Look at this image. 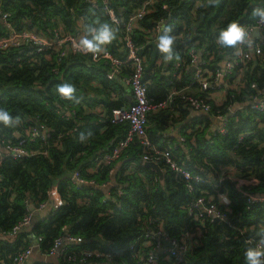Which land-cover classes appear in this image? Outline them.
Instances as JSON below:
<instances>
[{
    "label": "trees",
    "instance_id": "trees-1",
    "mask_svg": "<svg viewBox=\"0 0 264 264\" xmlns=\"http://www.w3.org/2000/svg\"><path fill=\"white\" fill-rule=\"evenodd\" d=\"M109 1L120 20L119 27L101 5L92 7L84 0H1L3 9L12 13L18 27H36L49 32L62 24L63 29L75 33L76 19L86 33L88 26L99 29L100 25L108 24L115 39L103 46L113 55L124 58L122 24L144 0ZM164 4L167 10L162 8ZM257 8L264 9V0H217L215 4H209L208 0H157L140 22L143 30L133 31L132 38L142 46L141 54L146 60L144 82L152 104L166 101L172 88L182 92L166 107L157 108L158 112H149L147 133L157 148H170L179 166L194 176L210 180L192 181L193 191L188 190L182 175L172 169L165 158L145 155L137 138L115 162L101 165L95 173L88 172L93 167V157L111 151L129 130L127 122L113 124L109 121L112 109L127 104L122 94L112 99V94L122 89L117 79L108 75L111 70L108 63L93 62L91 57L80 53L69 55L60 67V74L55 76L46 62L38 67L24 59L19 49L0 51V107L13 118L12 126L0 123V138H15V131L36 122L44 123L51 131L48 144L32 145L46 154L21 159L6 157L0 163V232L11 229L24 216L25 200L36 208L44 201L54 203L45 217L36 215L30 227L12 237L0 235V264H14L12 255L33 243L34 238H41V250L48 252L64 227L70 235L83 239L70 248L112 252L118 264H139L132 257L130 245L159 227L179 239L189 234L185 264H251L245 257L246 252L253 251L247 240L262 238L264 203L247 209L244 194H264V112L245 106L254 92L249 83L264 85V56L244 68L247 84L239 92H228L225 103L245 106L229 118L226 135L209 130L212 113L199 114L191 120L192 125L199 123L205 127L188 128L190 133L184 130V147L170 146L162 131L173 120L172 110L165 109L175 106L186 113L183 105L191 108L181 95L205 98L212 92L210 89L201 91L200 85L193 82L188 68L190 51L201 52L202 59L215 71L219 63L232 58L235 51L216 43L219 31L230 22H237L241 27L253 23L258 17L254 18L252 12ZM161 18L163 26H170V35L175 37L173 58L167 62L158 48L154 58L150 43L153 29ZM160 35L164 32L157 36ZM176 61L182 63L179 74L164 75L173 69ZM63 83L75 87L73 99L57 93V85ZM186 85L197 87V91L180 89ZM100 104L106 107L103 120L97 112L85 113V106L96 108ZM64 109L70 114L61 113ZM260 122H263L262 127H259ZM246 132L250 135L239 143L240 136ZM144 159L160 165L164 171L163 184L155 171L144 166ZM225 166H234L237 170L232 175L222 174ZM112 168L115 173L111 177ZM75 170H79L82 179L94 180L96 184L75 183L71 178ZM107 180L110 184L101 186ZM218 191L226 193L230 199L226 212L229 223L209 219L200 222L189 216L188 207L196 197L213 195L218 202Z\"/></svg>",
    "mask_w": 264,
    "mask_h": 264
},
{
    "label": "built area",
    "instance_id": "built-area-1",
    "mask_svg": "<svg viewBox=\"0 0 264 264\" xmlns=\"http://www.w3.org/2000/svg\"><path fill=\"white\" fill-rule=\"evenodd\" d=\"M84 2L90 4L92 7L101 5L105 14L110 18L115 26H120V20L116 16L115 11L110 7L109 0H84ZM157 0H144L142 5L132 13L125 23L122 24L123 31L121 37V44L123 46L124 58L113 55L104 46L102 53L95 56L91 53L84 54L78 51L74 45L78 43L79 38L86 33H73L63 29L62 26L54 27L49 32H45L37 29L36 27H18L13 20V15L10 11L4 10L2 2L0 0V51L8 52L12 49L21 50L24 59L31 61L40 67L43 62H46L51 70V73L55 76L60 74V67L65 58L69 55L83 54L91 57L93 62L104 61L111 66V70L108 75L113 77L115 74H119L121 69H127L129 71L126 77V82L130 88L131 102L127 105H123L119 108L111 110L109 121L113 124H119L123 122L129 123V130L126 137L118 142V144L109 152L93 157V171L101 165H110L119 159L122 151L126 149L128 144L137 138L143 145V151L145 155L153 154L165 158L166 163L174 170L179 172L189 191L194 190L192 181L196 183L210 182L209 179H204L179 166L177 160L173 157L170 148L159 149L149 139L147 133V121L148 114L152 110L157 108L166 107L172 102L174 96L181 94V91L172 89L168 96V99L158 105L152 104L148 97L147 86L144 82L145 72V57L141 54L142 46L137 45L133 38V31L136 29H142L140 22L144 17L150 13L152 7ZM162 8L167 10V5H163ZM164 19L161 18L153 29V35H158L162 31ZM248 32L252 41V46L249 48L247 44L240 45L241 52L236 55L234 51L233 57L219 63V68L213 71L209 68V64L199 57L195 50L190 51V63L189 67H194L193 82L200 85L201 91L212 90L209 96L195 97L181 95V98L188 101L191 109L197 113L210 114L215 121L218 122V126L214 130L215 133L226 135L227 123L230 117H232L238 109L245 105L234 106L232 102L225 103L229 90L239 92V90L247 84L244 78V68L246 65L253 61H257L264 56V24L259 22V17L251 24L243 26ZM259 30V36H254V30ZM143 30V29H142ZM91 38V37H90ZM22 58H17L20 61ZM182 63L176 61L173 65L174 76L178 73V69ZM250 88L254 91L248 98V102L245 107L250 109L264 112V85L260 87L256 82L249 83ZM216 92H223L224 95L221 99L215 100L213 94ZM97 110V109H96ZM105 111V110H104ZM97 112L102 120L105 117V113ZM66 109L61 110V113H65ZM67 114H70L66 112ZM263 126V122L259 123V127ZM250 133L246 132L239 138V143L249 136ZM51 137L50 129L42 122H36L32 125H26L21 130L15 131V138H0V163L6 158L11 157L13 159L26 158L38 154H46L39 148H33L32 145L36 142L41 144H48ZM185 138L181 137L180 142L185 143ZM237 147V145L235 146ZM234 153V151H233ZM145 161V159H144ZM235 170L237 168L235 167ZM115 173V169L109 170V175L112 177ZM72 180L81 185H94V180H84L80 176L79 170H75L71 174ZM111 181H104L101 186L106 187ZM49 194L52 191L48 192ZM246 198L247 209H250L256 203H264V194L253 195L246 192L244 194ZM217 200L215 201L213 195H201L196 197L188 207L189 216L196 221L203 222L206 219L215 221L228 222L226 219V212L230 205V199L226 193L217 192ZM26 208L24 216L15 223L11 229L0 232V235L5 234L8 237H12L20 232L22 229L30 227L34 217L38 212L44 211L49 207L48 201L39 203L38 207L34 206V210L30 209L33 205L28 200H25ZM63 233L56 237L53 241L52 247L48 253L56 255L58 258L67 263H91L105 262L107 264H118L115 261V253L103 252L98 249H75L70 248L71 245L80 244L83 239L79 236H73L68 231L62 228ZM182 238L172 237L163 227H159L157 230L150 231L141 237L135 243L130 245V252L132 257L136 259L139 264H185L187 244L186 240L190 239L189 234H183ZM41 238H38V242ZM264 229H262V238L254 240L248 239L247 242L252 245L253 252L264 251ZM33 243L28 245L25 249H19L14 255H12V262L14 264H24L29 255L32 252ZM264 259V257H261Z\"/></svg>",
    "mask_w": 264,
    "mask_h": 264
},
{
    "label": "clouds",
    "instance_id": "clouds-1",
    "mask_svg": "<svg viewBox=\"0 0 264 264\" xmlns=\"http://www.w3.org/2000/svg\"><path fill=\"white\" fill-rule=\"evenodd\" d=\"M217 0H208L209 4H215ZM252 16L259 17V22L264 24V9H254ZM162 31L164 35L157 37L158 43L157 48L164 55V60L171 61L173 58L172 47L175 41V37L171 36L170 33L172 28L170 26H162ZM85 35L79 38L78 43L74 47L84 54L91 53L94 56L96 54L102 53L104 51L103 45L110 44L115 39V34L113 29L108 24L100 25L99 29L92 26H88ZM91 36V38H89ZM216 43L224 48H234L236 50V55L241 52L240 45H245L250 48L252 46V41L249 37L248 32L245 28L241 27L237 22H230L227 26L219 31L218 39ZM75 92V87L70 83H63L57 85V93L68 100L73 99V94ZM18 119H16L18 123ZM0 123L5 126L13 125V118L9 115L8 111L0 107ZM264 242V241H262ZM246 261H250L251 264H264V251H248L245 254Z\"/></svg>",
    "mask_w": 264,
    "mask_h": 264
},
{
    "label": "crops",
    "instance_id": "crops-1",
    "mask_svg": "<svg viewBox=\"0 0 264 264\" xmlns=\"http://www.w3.org/2000/svg\"><path fill=\"white\" fill-rule=\"evenodd\" d=\"M74 24H75V29H76L75 33L76 34L84 32L82 30V27H81L82 25H81V23L79 21H77L75 19V23ZM157 37H158L157 35H152L151 36L152 40L150 42L152 44V48L151 49L153 50V56H154L155 59H156V49H157V43H158ZM197 54H198L199 57H201V52H197ZM188 68L191 70L192 74H194L193 73L194 70H192L193 66H190V67L188 66ZM174 72H176V71L173 68V69H170V70L164 72V75H169V74H173L174 75ZM128 74H129L128 70L123 68V69L120 70L119 74L113 75V77L116 78L118 83L120 84L122 92L113 93L112 94V97H113L112 99H116L122 94L125 97L126 104H129L131 102L130 88H129L127 82H126V77H127ZM177 74H179V72ZM178 79H180V75L178 76ZM192 79H193V76H192ZM180 89H184L187 92H195V91H197V87H194V86H191V85H188V86L186 85L184 87H181ZM223 95H224L223 92H216V93L213 94V97H214L215 100H219V99L222 98ZM105 109H106V107L104 106V104H100L96 108L95 107L94 108H90V107L85 106L84 111L87 114V113H90V112H93V113L94 112H100V111L103 112ZM168 109L172 110L171 113H170V117H172L173 120L171 122H168V126L164 129V131H162V133H164V136L166 138H168V140H169L168 142H169L170 146H174V147L176 146L177 147V146L180 145L181 147H184L185 143H181L180 142V138L182 137V135H183L182 132H184V130H187V133H190L191 130H193V129H203L205 127L204 124H199V123L194 124V125L191 124V120L193 118L199 116V114H201V113H197V112L193 111L186 104L183 105V109H186V113H182L175 106H173L171 108L169 107V108H167L165 110H168ZM158 111H159L158 109H155V110H152L151 112L155 113V112H158ZM149 125H150V123H149ZM186 126H188L187 129H185ZM217 126H218V122L215 121L213 119V117H212L209 130L214 131ZM148 127L149 126L147 124V128ZM188 128H190L191 130H189ZM88 172L95 173V171H93L91 168H89ZM234 172H235V167L234 166H225V167H223L221 169V173L222 174L232 175ZM53 189H55V184L53 186Z\"/></svg>",
    "mask_w": 264,
    "mask_h": 264
},
{
    "label": "rangeland",
    "instance_id": "rangeland-1",
    "mask_svg": "<svg viewBox=\"0 0 264 264\" xmlns=\"http://www.w3.org/2000/svg\"><path fill=\"white\" fill-rule=\"evenodd\" d=\"M59 25L62 26V24ZM37 262H44L47 264H80V263H67L62 261L56 255L50 254L48 252H42L38 239L34 238L32 252L24 264H34Z\"/></svg>",
    "mask_w": 264,
    "mask_h": 264
},
{
    "label": "water",
    "instance_id": "water-1",
    "mask_svg": "<svg viewBox=\"0 0 264 264\" xmlns=\"http://www.w3.org/2000/svg\"><path fill=\"white\" fill-rule=\"evenodd\" d=\"M67 21H69L67 19ZM259 30L258 29H255L254 30V36H259ZM194 70V67L193 69ZM144 166L145 167H149L151 168L153 171H155V173L157 174L158 178H159V181L163 184L164 183V171L163 169L160 167V165L157 163V162H154V161H144ZM54 203L53 201H50L49 203V207L47 209H45L44 211H41V212H38L37 215L40 216V217H45L48 212L50 211V209L53 207ZM30 209L31 210H34V206L31 205L30 206ZM215 221H219V219H215Z\"/></svg>",
    "mask_w": 264,
    "mask_h": 264
}]
</instances>
